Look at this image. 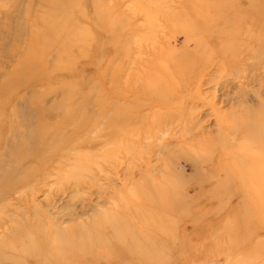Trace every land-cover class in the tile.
I'll return each instance as SVG.
<instances>
[{"label": "rangeland", "instance_id": "1", "mask_svg": "<svg viewBox=\"0 0 264 264\" xmlns=\"http://www.w3.org/2000/svg\"><path fill=\"white\" fill-rule=\"evenodd\" d=\"M175 60L187 83L159 105L144 75ZM260 116L264 0H0V264H257L262 234L228 253L221 166L260 158Z\"/></svg>", "mask_w": 264, "mask_h": 264}, {"label": "bare ground", "instance_id": "2", "mask_svg": "<svg viewBox=\"0 0 264 264\" xmlns=\"http://www.w3.org/2000/svg\"><path fill=\"white\" fill-rule=\"evenodd\" d=\"M224 1L225 0H216V3L222 6ZM213 7H215V5H213ZM202 9H203V12L205 13V10H206L205 7L201 8L197 13H201ZM195 18L196 16L193 17V19ZM211 20L213 22L212 18ZM214 21H216V19H214ZM55 24H57V22H55L53 25ZM55 27L58 28L59 26L56 25L53 27V30L57 32V30L54 29ZM52 33L53 32H50V38L54 41V37L51 35ZM175 62L176 60L174 62L173 61L170 62L171 66L168 67L169 69L159 68L155 72H151L148 74L145 73L147 75H144V78H143L144 84L142 83L143 84L142 89L147 92H143L142 94H147L151 91H153V93L155 94L157 91L163 92L165 95H159V97L156 95V97L153 98L154 100H156L155 102H157L159 105H165L167 101V99L165 98L169 99V96L175 97L176 99H178L177 92L180 88H183L185 86V83H187V79H188L187 71L189 70V68H187L186 66L179 68L178 66L179 64H177L176 66H173L175 65ZM172 67H175V68L178 67L179 69V71L177 70L173 76H172ZM191 69H192V65H191ZM174 77H175V81L173 80ZM169 101H172V100L169 99ZM144 103L148 104L146 102ZM144 103L143 104L135 103V105L133 106L135 110L133 111L138 112V110L143 108ZM167 103H172V102L167 101ZM141 105L142 107L140 109H137ZM133 111H130V112L132 113ZM139 118H140L139 122L142 123L144 117L142 118L141 116ZM172 121H173L172 119H169L167 122L171 124ZM131 122H132V118L128 116L126 119L122 120V125L128 126L129 124H131ZM144 122H145V119H144ZM159 122L161 121L159 120ZM164 123L160 125L159 129H163ZM231 123H232V119L229 120L228 124H231ZM245 123L249 126L251 125V122H249V120L243 121L244 125ZM257 123L259 124L258 129L253 130L248 135L252 136V144L255 145L256 148L258 147L257 151H258V155L260 158H257L255 155H253L256 153L255 151L253 150L249 151L245 146L237 147L238 150L243 151L245 155L243 157H240L239 159H236V158L227 159L229 161L225 162L224 165L221 166L227 176V179L232 180L235 183V186L239 188L240 203L237 206L239 209L236 210L238 212L237 214L235 213V215L236 217H238V215L242 213L240 217L236 218L237 225H236L235 231L231 234L232 237L230 238V235H227L228 239L226 240L229 241L230 243L228 253L229 251H233L237 248H248V247L254 248L253 246H254L255 239H257L258 236H260L261 234L264 235V170H262L261 164H260L261 160L264 159V116L258 117ZM114 135H116V133H114ZM243 138H244V143H246V140L249 139L248 137H246V135L243 136ZM82 170H83V167L82 169L78 168L77 170L73 171V173L71 174L72 175L77 174L78 176V173H81ZM158 191L159 192L144 191L141 193L142 194L141 199L146 200L149 204L153 203L157 206L159 205L161 207L159 209H162L163 206L161 205V199L164 198L166 195L161 190H158ZM260 205L262 206L258 208V206ZM248 206L250 209L246 211ZM165 208H167V205L165 206ZM251 220L256 221V222L254 224H251ZM86 236L92 237L94 239L93 241H91V244L87 246L89 250H87L86 243L77 242V245H78L77 250L78 252L81 251L80 253L82 254L88 251L89 253H91L92 246L102 247L105 245V241L102 242L101 238H98L97 236H94L93 234L86 235ZM111 237L113 239L115 238L114 240H116L119 237L118 232L115 233V231H112ZM127 243L131 244V241L129 240L127 241ZM68 251L69 249L66 252ZM141 255L142 257L140 261H138L136 264H149V262H151V259H149L148 257H144L143 253H141ZM257 258L259 259L257 260V264H264V252L261 253V255H259ZM246 262L247 261H245V263Z\"/></svg>", "mask_w": 264, "mask_h": 264}]
</instances>
